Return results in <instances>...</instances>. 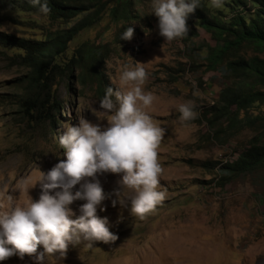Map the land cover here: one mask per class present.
<instances>
[{"label":"rangeland","instance_id":"374dc122","mask_svg":"<svg viewBox=\"0 0 264 264\" xmlns=\"http://www.w3.org/2000/svg\"><path fill=\"white\" fill-rule=\"evenodd\" d=\"M103 2L107 10L95 25L78 33L69 44L67 58L84 44L106 51L107 85H99L88 73L81 79L75 70L71 81L59 79L53 91L60 109L50 120L24 112L21 102L28 70L18 58V49L0 46V211L7 207V195L21 204L30 197L39 199L42 172L66 159L59 144L62 130L78 125L79 117L107 125L109 114L99 108V102L108 87H116L117 68L125 63H144L147 79L143 87L156 97L147 111L165 129L157 149L162 167L158 187L165 197L140 219L131 213L130 201L115 207L111 204L116 199L119 176H99L108 199L102 205L105 210L98 208L97 215L108 218L109 230L117 239L95 241L91 246L89 242L69 245L63 261L51 257L47 264H264V171L231 177L221 172L224 164L263 133L264 106L254 105L240 115L255 121L253 126L244 124L234 130L225 122L212 128L205 112L216 106L227 85L220 71L208 70V47L215 46L213 37L195 23L188 25V35L165 41L159 35L151 0H134L131 19L119 21L108 11L116 6L115 0ZM213 8L214 14L220 10L227 20L234 16L235 8ZM248 11V7L239 10ZM75 23L52 22L48 15L3 7L0 0L1 33L45 41L48 34ZM127 27L134 28L132 39H120ZM240 55L264 59V52L253 46H245ZM189 101L197 118L182 124L177 107ZM83 203L75 201L71 207L77 211ZM38 251H43L42 245ZM0 264L33 262L26 255L23 260L12 256Z\"/></svg>","mask_w":264,"mask_h":264},{"label":"clouds","instance_id":"9594fccd","mask_svg":"<svg viewBox=\"0 0 264 264\" xmlns=\"http://www.w3.org/2000/svg\"><path fill=\"white\" fill-rule=\"evenodd\" d=\"M29 2L41 15L51 11L48 0ZM210 3L219 8L223 0ZM151 5L159 35L172 41L188 35V17L201 7V0H151ZM133 35L134 28L127 27L120 39L131 40ZM143 65L125 63L117 68L116 87H108L99 102V108L109 114L107 125L79 117L78 125L62 130L59 144L66 159L42 172L38 200L30 197L21 204L11 195L4 197L7 207L0 211V262L12 256L23 260L27 255L33 264H47L51 257L63 261L69 245L115 241L108 218L97 215L98 208L105 210L102 205L108 199L98 178L106 173L119 176L112 206L130 201L135 217L143 219L164 199L165 192L158 187L162 167L157 149L165 129L148 114L156 97L143 87L147 79ZM194 107L191 101L178 105L182 124L197 118ZM75 201H84L78 215L71 207ZM41 245L43 251H38Z\"/></svg>","mask_w":264,"mask_h":264},{"label":"trees","instance_id":"16d2710c","mask_svg":"<svg viewBox=\"0 0 264 264\" xmlns=\"http://www.w3.org/2000/svg\"><path fill=\"white\" fill-rule=\"evenodd\" d=\"M115 2L116 6L108 9L112 18L116 21L131 19L134 0ZM1 3L3 7L13 6L22 12L38 13L29 0H1ZM48 4L51 11L47 15L52 22L67 24L76 20L77 23L71 28L48 34L45 41L0 32V46L18 49L21 52L18 58L28 70L21 107L26 114L44 115L46 120L52 119L50 115L60 109L53 91L58 80L71 81L75 70L81 79L88 73L99 81V85H107L104 67L108 58L106 51L92 44L82 45L70 59L67 58L73 39L83 29L95 25L107 10L103 0H48ZM222 5L228 9L235 8L230 20L225 19L220 10H215L214 14L210 0H201V7L189 15L187 25L196 23L213 37L215 46L208 47V70L220 71L227 79L216 106L205 112L206 121L212 128L228 122V126L235 130L244 124L255 125V121L249 122L240 115L247 114L254 105L264 106V59L239 56L245 46L264 52V0H224ZM245 7L249 11L240 13L239 10L243 11ZM232 54L234 57L230 56ZM260 171H264V131L250 141L234 160L221 167L223 176L229 177Z\"/></svg>","mask_w":264,"mask_h":264}]
</instances>
